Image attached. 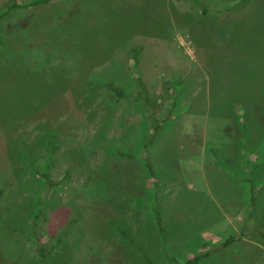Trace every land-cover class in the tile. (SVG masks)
I'll return each mask as SVG.
<instances>
[{
	"label": "rangeland",
	"instance_id": "1",
	"mask_svg": "<svg viewBox=\"0 0 264 264\" xmlns=\"http://www.w3.org/2000/svg\"><path fill=\"white\" fill-rule=\"evenodd\" d=\"M0 264H264V0H0Z\"/></svg>",
	"mask_w": 264,
	"mask_h": 264
},
{
	"label": "trees",
	"instance_id": "2",
	"mask_svg": "<svg viewBox=\"0 0 264 264\" xmlns=\"http://www.w3.org/2000/svg\"><path fill=\"white\" fill-rule=\"evenodd\" d=\"M48 0H37V3H41V2H47ZM137 54V53H136ZM135 61L138 62V58L135 55ZM114 92L118 95V96H123V93L119 90V89H114ZM148 160H145V166L148 168V172L153 174L154 170L152 169V166L150 165V163H148ZM45 176V174H44ZM251 202H254V197L251 196ZM157 223L160 224V217L159 215H157ZM189 262H191V260L188 259Z\"/></svg>",
	"mask_w": 264,
	"mask_h": 264
}]
</instances>
